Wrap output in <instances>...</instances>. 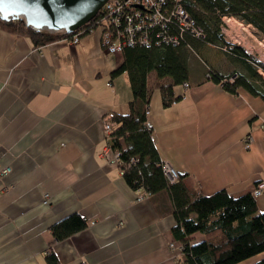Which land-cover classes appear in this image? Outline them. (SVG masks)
I'll use <instances>...</instances> for the list:
<instances>
[{"label": "crops", "instance_id": "1", "mask_svg": "<svg viewBox=\"0 0 264 264\" xmlns=\"http://www.w3.org/2000/svg\"><path fill=\"white\" fill-rule=\"evenodd\" d=\"M122 63L103 49L101 31L35 46L0 28V171L9 169L0 174V264H49L50 253L57 264H186L175 217L140 199L108 146L104 116L128 114L133 98L128 73L112 76ZM235 65L214 46L192 51L188 79L173 87L168 107L155 73L148 77L147 125L162 162L187 177L191 192L239 197L264 182V101L209 74L226 76ZM255 200L264 212V192ZM72 214L87 227L53 239L51 228Z\"/></svg>", "mask_w": 264, "mask_h": 264}, {"label": "trees", "instance_id": "2", "mask_svg": "<svg viewBox=\"0 0 264 264\" xmlns=\"http://www.w3.org/2000/svg\"><path fill=\"white\" fill-rule=\"evenodd\" d=\"M184 7L201 35L183 29L173 20L165 27L150 29L148 43L125 47L121 53L123 63L112 76L128 73L133 98L128 114L113 113L114 127L108 146L119 155L118 165L127 184L135 191H144L161 215L175 217L177 224L172 232L183 247L181 253L186 264L242 262L264 252V212L258 209L252 193L232 197L226 190H219L207 196L191 192L185 175L179 174L174 182L167 179L153 132L147 125L151 97L148 77L155 73L154 88L160 89L163 105L171 106L177 100L173 87L188 79L192 51L201 46H214L242 71L223 76L211 70V79L229 92L236 93L243 88L264 101V63L242 47L232 45L223 33L224 17H233L253 27L264 38V0H185ZM100 17L99 12L81 31L73 34L36 32L20 19L0 18V28L27 35L35 46H42L75 34L81 38L98 27ZM165 78L171 82L163 83ZM86 227L82 216L72 214L51 228L52 237L61 241ZM197 233L203 235V240L192 242L191 237ZM47 260L49 264H57L51 253ZM255 264H264V259Z\"/></svg>", "mask_w": 264, "mask_h": 264}, {"label": "built area", "instance_id": "3", "mask_svg": "<svg viewBox=\"0 0 264 264\" xmlns=\"http://www.w3.org/2000/svg\"><path fill=\"white\" fill-rule=\"evenodd\" d=\"M184 1L108 0L100 11L101 17L98 21V27H101V45L103 49L108 54L114 55L121 54L125 47L148 43L150 41L148 32L150 29L165 27L166 23L173 20L178 21L183 29L190 30L198 36L201 35L202 32L196 28L194 21L186 11ZM234 19L233 17H224L223 20L229 23L231 20L234 21ZM78 31H81V29ZM78 31L75 33H78ZM69 40L73 44L78 43L80 34H75ZM230 42L232 45L236 44L233 41ZM112 118V112L107 113L103 118L107 140L114 127V123L111 122ZM250 142L251 138L245 139L247 148L250 147ZM115 155V159L118 162L119 155ZM162 167L170 182L178 179L179 173L171 165L163 162ZM8 171V168L3 169L0 174H6ZM263 192L264 182H259L252 190V195L258 197ZM144 198H147V194L143 191L140 199ZM171 247L174 248L175 245L171 244ZM182 248V246H179L177 250L182 251Z\"/></svg>", "mask_w": 264, "mask_h": 264}, {"label": "water", "instance_id": "4", "mask_svg": "<svg viewBox=\"0 0 264 264\" xmlns=\"http://www.w3.org/2000/svg\"><path fill=\"white\" fill-rule=\"evenodd\" d=\"M108 0H0V18L20 19L27 28L73 34L91 22Z\"/></svg>", "mask_w": 264, "mask_h": 264}, {"label": "rangeland", "instance_id": "5", "mask_svg": "<svg viewBox=\"0 0 264 264\" xmlns=\"http://www.w3.org/2000/svg\"><path fill=\"white\" fill-rule=\"evenodd\" d=\"M95 30L101 31V27H97ZM223 32L228 36L230 41L236 43L235 45L242 47L247 53L254 55L258 60L260 58L264 63V39H261L255 33L253 34L248 29V25L235 19L229 23L224 21ZM240 71H242L241 67L235 65L233 71L225 75L231 76L232 74L240 73ZM262 76L264 77V74Z\"/></svg>", "mask_w": 264, "mask_h": 264}, {"label": "bare ground", "instance_id": "6", "mask_svg": "<svg viewBox=\"0 0 264 264\" xmlns=\"http://www.w3.org/2000/svg\"><path fill=\"white\" fill-rule=\"evenodd\" d=\"M102 10V9H101Z\"/></svg>", "mask_w": 264, "mask_h": 264}]
</instances>
